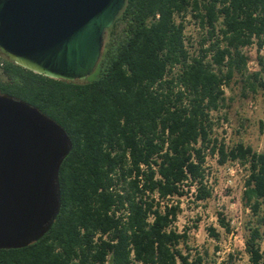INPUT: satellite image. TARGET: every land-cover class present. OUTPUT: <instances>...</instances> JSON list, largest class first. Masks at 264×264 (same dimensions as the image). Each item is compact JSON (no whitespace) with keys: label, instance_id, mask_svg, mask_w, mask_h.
<instances>
[{"label":"trees","instance_id":"16d2710c","mask_svg":"<svg viewBox=\"0 0 264 264\" xmlns=\"http://www.w3.org/2000/svg\"><path fill=\"white\" fill-rule=\"evenodd\" d=\"M189 15L203 31L197 46L186 41ZM253 44L264 46V0H126L87 81L36 73L0 50V92L39 107L73 141L54 223L35 243L0 249V264H203L199 252L190 260L171 196L212 197L206 163L216 153L220 164L247 168L245 251L250 264H264V150L227 144L212 114L229 119L224 85L264 91L263 56L249 69ZM219 223L232 232L223 212Z\"/></svg>","mask_w":264,"mask_h":264},{"label":"water","instance_id":"95a60500","mask_svg":"<svg viewBox=\"0 0 264 264\" xmlns=\"http://www.w3.org/2000/svg\"><path fill=\"white\" fill-rule=\"evenodd\" d=\"M126 0H0V50L51 78L87 81ZM73 147L39 107L0 92V249L41 239L61 206L60 169Z\"/></svg>","mask_w":264,"mask_h":264},{"label":"rangeland","instance_id":"374dc122","mask_svg":"<svg viewBox=\"0 0 264 264\" xmlns=\"http://www.w3.org/2000/svg\"><path fill=\"white\" fill-rule=\"evenodd\" d=\"M189 33L198 36L194 27ZM250 70L260 68L256 46L247 48ZM0 62L3 60L0 58ZM95 74V73H94ZM94 74L92 76H94ZM0 69V77H1ZM238 80V76L236 78ZM243 84L235 81L228 88L227 94L233 98L228 111V125L217 129V135L226 143L234 145L244 142L255 150H264V91L249 92L243 95ZM224 129V130H223ZM210 184L213 195L207 200L192 201L188 197L182 200V212L178 220V228H188V245L193 260L199 252L204 256L203 264H250L245 251V242L249 235L248 225L253 220L250 208L243 203L242 196L247 168L235 162L220 164L216 158L208 160ZM223 212L231 222L232 232L228 233L219 223V213ZM213 227L220 237L210 235ZM264 250V241L261 243ZM233 256V258L230 257Z\"/></svg>","mask_w":264,"mask_h":264},{"label":"built area","instance_id":"2783aa9c","mask_svg":"<svg viewBox=\"0 0 264 264\" xmlns=\"http://www.w3.org/2000/svg\"><path fill=\"white\" fill-rule=\"evenodd\" d=\"M185 25H186V28H185V35H186V37H187V42L189 43H192L193 45H195V46H197V42L200 40V37H201V34H202V32L203 31H201V27H200V24H199V21H197L196 19H194V18H192L190 15L188 16V18H187V20L185 21ZM190 27H194L195 28V30L197 31V33H198V36H193L192 34H190L189 33V28ZM190 40V41H189ZM192 44H190V45H192ZM253 46H256V48H257V50H258V52H259V49H258V47H257V45L256 44H253ZM252 47V46H251ZM247 50V48H245V51ZM260 55L261 56H263V58H264V46L262 47V49L260 50ZM259 63V62H258ZM0 64H2L1 62H0ZM249 64H250V62H249ZM249 69H250V67H249ZM230 86H223V88L225 89V91H226V94H227V91H228V88H229ZM227 96H228V94H227ZM226 112H227V110H225ZM223 113H224V110L223 111H221L220 113H214V112H212V114L214 115L215 114V121H217V126H216V130L218 129V128H224V127H227V125H228V123H227V121L228 120H225V118H224V116H223ZM218 116H220V118H218ZM224 130V129H223ZM210 157H214V158H216V160L218 161V158H219V156H218V153H216L215 155H208V157H207V163H206V167L208 168V176H207V179H206V185H207V187H211V184H210V178H209V175H210V170H209V167H208V160H209V158ZM235 163H237V165H239L240 164V162H238V161H235ZM142 167H146V166H144V165H142ZM185 197H188L190 200H192V201H195L196 200V198H195V196H194V194H193V192H191V193H188V194H185V195H183V196H178V195H174V196H171V198H172V202H175V203H177L178 201L180 202V206H181V208L183 207L182 206V200L185 198ZM181 214V213H180ZM179 217H180V215H179ZM179 217H178V220H179ZM178 220L176 221V223H175V226L178 228ZM184 229V228H183ZM183 229H180L179 228V230H183Z\"/></svg>","mask_w":264,"mask_h":264}]
</instances>
